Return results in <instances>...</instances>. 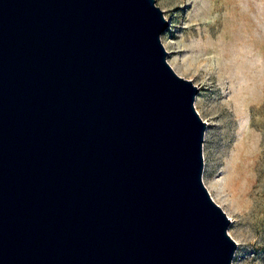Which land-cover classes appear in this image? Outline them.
Returning <instances> with one entry per match:
<instances>
[{
	"label": "water",
	"instance_id": "1",
	"mask_svg": "<svg viewBox=\"0 0 264 264\" xmlns=\"http://www.w3.org/2000/svg\"><path fill=\"white\" fill-rule=\"evenodd\" d=\"M169 24L156 0H0V264H232Z\"/></svg>",
	"mask_w": 264,
	"mask_h": 264
},
{
	"label": "rangeland",
	"instance_id": "2",
	"mask_svg": "<svg viewBox=\"0 0 264 264\" xmlns=\"http://www.w3.org/2000/svg\"><path fill=\"white\" fill-rule=\"evenodd\" d=\"M168 61L200 86L203 179L231 218L232 264H264V0H156Z\"/></svg>",
	"mask_w": 264,
	"mask_h": 264
}]
</instances>
